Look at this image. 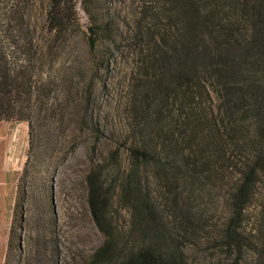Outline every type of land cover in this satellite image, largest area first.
Segmentation results:
<instances>
[{
  "label": "trees",
  "instance_id": "16d2710c",
  "mask_svg": "<svg viewBox=\"0 0 264 264\" xmlns=\"http://www.w3.org/2000/svg\"><path fill=\"white\" fill-rule=\"evenodd\" d=\"M79 4L0 0V122L28 124V153ZM127 42L124 139L86 177L104 241L83 264H192L204 243L264 264V0H144Z\"/></svg>",
  "mask_w": 264,
  "mask_h": 264
},
{
  "label": "rangeland",
  "instance_id": "374dc122",
  "mask_svg": "<svg viewBox=\"0 0 264 264\" xmlns=\"http://www.w3.org/2000/svg\"><path fill=\"white\" fill-rule=\"evenodd\" d=\"M143 1L84 0L98 28L94 51L88 16L77 6L80 24L67 21L59 52L69 74L55 92L59 108L35 119L29 153L28 124L0 123V264H83L103 243L89 209L86 177L124 139L127 60L133 51L127 40ZM121 147L126 164L128 151ZM189 261L227 264L213 243L191 248Z\"/></svg>",
  "mask_w": 264,
  "mask_h": 264
},
{
  "label": "crops",
  "instance_id": "0c3cea01",
  "mask_svg": "<svg viewBox=\"0 0 264 264\" xmlns=\"http://www.w3.org/2000/svg\"><path fill=\"white\" fill-rule=\"evenodd\" d=\"M0 123L6 124V122H0Z\"/></svg>",
  "mask_w": 264,
  "mask_h": 264
}]
</instances>
